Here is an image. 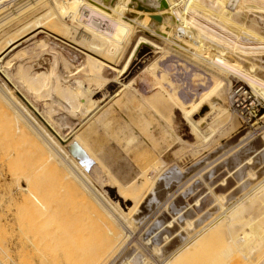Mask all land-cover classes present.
I'll return each instance as SVG.
<instances>
[{
    "label": "bare ground",
    "instance_id": "1",
    "mask_svg": "<svg viewBox=\"0 0 264 264\" xmlns=\"http://www.w3.org/2000/svg\"><path fill=\"white\" fill-rule=\"evenodd\" d=\"M9 1L0 0V101L6 108L0 107L4 114L7 108L12 110L14 135L28 132L40 146L44 157L35 170L61 172L62 181L79 192L74 194L85 211L84 218L80 216L86 218L83 224L78 219L81 226L75 219V229L70 225L75 221L66 217L73 227L67 235L73 240L61 234L59 225L51 224L60 229L53 228L52 233L49 226L54 249L61 242L52 238L53 230L63 240H71H62L61 245L73 242L81 264H264V176L252 170L264 159H254L264 150V131L236 149L237 155L227 162L228 175L229 167L239 171L236 181L247 171L244 185L231 193L229 178L221 174L225 165L194 175L173 168L161 172L162 162L153 160L151 153L172 131L160 111L165 104L180 111L192 135L207 142L212 125L207 120L208 128L201 127L205 117L193 120L194 109L206 103L212 113L225 115L220 101L225 89L234 116L243 115L249 100L259 102L264 92V0H28L7 12ZM202 15L207 20L212 17L214 27L232 31V38L235 32V39L229 41L197 22ZM237 34L250 38L258 48L247 47L251 44L240 42ZM170 59L179 61L192 81L200 77L204 81L195 97L168 84L165 63ZM235 80L246 86L232 83ZM247 80L255 82V90ZM42 96L51 99L42 111L48 123L37 113ZM120 120L127 122L121 131L116 125L120 149L125 154L136 152L143 160L136 173L133 166L110 154L97 132ZM259 121L252 134L263 128L264 121ZM131 159L135 160L133 155ZM27 182L22 176L18 182L24 196L21 213L34 209L38 221L52 213L58 219L56 207L30 191ZM137 228L143 247L131 241ZM33 238L38 241L37 235ZM29 239L25 241L34 249L38 242ZM64 244L56 247L62 259L74 249Z\"/></svg>",
    "mask_w": 264,
    "mask_h": 264
},
{
    "label": "rangeland",
    "instance_id": "2",
    "mask_svg": "<svg viewBox=\"0 0 264 264\" xmlns=\"http://www.w3.org/2000/svg\"><path fill=\"white\" fill-rule=\"evenodd\" d=\"M27 1L28 0H10L9 2L6 3L7 7L9 6V8H8L9 10H7V12H11L14 9L13 5L18 6V5H21ZM181 7L183 9V3L181 4ZM186 10L187 9L183 10V12L185 13ZM187 12H189V11L187 10ZM186 15L190 16L191 14L187 13ZM204 17H205V19H203ZM212 19L213 18L210 17V19L207 20V16L202 15L200 18L197 17L196 20L200 24H203L207 27H210L211 29L216 31V33H220V35L223 34V37H225V38L228 37L227 39L229 41H231L230 38H232L231 37L232 31L230 32V30L228 29L229 30V32H228V31H226L227 28H225V27H224L225 29L223 27L221 28V26H219L218 24L216 26L217 28L214 27L216 25L215 24L216 22L214 19L213 20ZM205 20H207V21H205ZM209 20H211V22L214 21L213 22L214 26ZM218 26L220 28H218ZM222 29L225 30L226 34H224L225 32H223ZM227 33L228 34L230 33L231 36H230V34L228 35ZM256 33L259 34V32H256ZM235 34L236 33L234 32L232 39H235V36H234ZM237 35H238V38L240 39V42L241 41H242V43L246 42L247 45L251 44V46H247V47H252L253 49L258 48L257 45L252 44L254 42H253V40H250V38L245 37L244 35H243V37L240 38V36H242V35H240V34H237ZM245 38H247V39H245ZM243 39H245V40H243ZM249 42H251V43H249ZM253 63L255 64V66L257 68L260 67L259 61H257V59L254 58ZM165 64H168L165 67L170 72V73H166V76H165L166 80H168V81L170 80L169 83L167 82L169 85H171L172 87L174 86L173 88L176 87L175 88L176 90L180 89L181 91H184V93L186 92L187 95L190 92V94L193 97L196 96V92L201 91V89H202L201 85L204 82V81H202L201 77L196 78L195 80L192 81V78L190 76L191 73L189 74V72L185 71L184 68L179 64V61L177 62L175 60L170 59ZM170 64L173 66H171ZM193 70L194 69H192V71ZM171 75H172V77H171ZM188 80L190 82H188ZM197 80L199 82H197ZM171 81L172 82L174 81V82L172 83ZM234 82H239V83L245 85L242 81H239V80H235L232 83H234ZM246 82L251 86V88H252L251 90L256 89L255 88V82H250L248 80ZM188 90H190V91H188ZM226 92L227 91L225 89V92L223 91L221 93V96H220L221 106L223 107V109L227 110L225 115H222V116L217 115L215 112H213L214 113L213 114L207 108L206 103H203L202 105L198 106L196 109H194L192 111L191 117L193 120H198L202 117H205V118H203L205 121L203 120V122L200 124L201 127H203V128L207 127L208 128V126L206 124L208 122H210V124L212 125V128H210L209 131H211V129H212V131L215 130L213 132L211 131L210 136H209V140L207 142H203L201 139L196 138L194 136V134L192 135L190 128H189V124L184 120L180 111H178V112L175 111L174 108L172 107V105H169V104L164 105V107L160 111H161V114H162L164 119L167 117L165 120L170 122V123L168 122V125H169L168 129L169 130L172 129V131L166 133V139H164V141L161 143V146H158L157 148L153 149V150H156V152H158V154L156 152H154L153 150L151 151L152 156H153V160H157L158 162L159 161L162 162V164H160V163L158 164V165H160L161 172L162 171L165 172L168 169L173 168V169H177L179 172H181L183 174L187 173V171H188L194 175V174L200 173V172L203 173L204 171H206L207 169H209L211 167H218L221 165H223V166L225 165V167H224L225 170L222 169L221 174L223 175V177L226 176L225 178H229V180L231 182L228 185V188L230 187L228 192L231 193V192H234L236 190H239L240 186L244 185V183L246 182L245 180H247V177H246L247 171H244L242 174L240 173L239 179L241 181L240 180L236 181L234 179V176H236L237 173L239 174V171H237V168H234L235 166H233L232 168L229 167L228 169H230V170L232 169V170L230 172L231 174L228 175V172H226V170H227L226 168L228 166H226V164L231 158H233L234 156L237 155L238 152H235L236 149L247 144L249 142V140L252 141V139L255 138L254 137L255 135L259 134V132L264 131V124H263V125H261V126H263V128L261 130H259L255 134H252L255 130V127L261 124L259 119H261V121H264V92H262V91L260 92L261 96H259V98L261 100L258 99V101L261 104L259 102H257V100L255 98H253L251 101L249 100L247 103L246 109H248V108L252 109V107H254L255 110H256V108L260 110L257 117L252 118V120L250 122L247 121V118L249 117V114H248L249 111H246V109H244L242 111L243 115H240L238 112L237 113L235 112L236 116H234L233 110L229 109L228 98H227ZM140 95H142V94H140ZM47 99L49 100L50 98L49 97L46 98V96H44V97L42 96V97H40V99H38L39 102L37 103V106L40 108H38L37 113L41 116V118H43V120L47 121V123H48L49 120H47V118H46L48 115L44 114L45 111H43L45 104H48L49 102H51V99L49 102ZM0 102H1L0 105L2 104L1 107L6 108L5 104L3 105L2 101H0ZM251 103L253 104V106H251ZM1 107H0V214H1L0 215V264H39V263L40 264H56V263L57 264H59V263L60 264H66V263L71 264V261H73L74 264H76L75 262L81 264L80 263L81 260L79 258L80 256L78 257L79 261H77L78 260L77 256L80 255L81 253L79 252V250H78L79 253H77V249H75L76 248L75 244H74L75 247L72 246L73 242L70 243L69 245L67 244L68 246H70L68 250L74 248V249H72L73 253L72 252L68 253L69 252L68 251L67 252L68 256L66 253H65L66 256L65 255L63 256V258L64 257L67 258V259L64 258L66 263H64V261H63L64 259H62V257H61L62 251H60V253L58 251H56V247L60 248L64 244L63 243L61 245L63 238L68 236L67 232L70 231L69 228H73V227L69 226L71 220L75 221V219H77V221H78V219H79V221L82 222L81 223L79 221L78 222L75 221V224L72 222L70 224L71 226L77 225V223H79V225L81 226V224H83V221L86 219V218L82 219L83 221L80 219V216H82V214L85 213V211H84V208H82V206L80 205V204H82L81 200L76 198L77 196H75V194H74V192H75L77 195H79V192H77V190L72 191L69 188V186H67L62 181V173L61 172H56L52 168H44V169H41L40 171L35 170V167L38 165V163H40V161L44 157L43 153H41L40 146L37 144V142L33 138L26 135L28 132H26L25 136H22V137L19 135H18L19 137H17V135H14L15 133H12V131L15 132L14 127H16V126H14V125H16V123H14V121H15L14 120V114H13L12 110L8 109V108L5 110L6 113L4 114V111L2 110ZM187 107H188V105H187ZM7 111H10V112L8 113ZM209 111L211 114L208 113ZM11 113L13 115H11ZM6 114H8V115H6ZM5 115L6 116L10 115V116L9 117H3ZM117 115H118V112H117ZM206 115H207V117H206ZM12 116H13V118H11ZM208 117H209V119H208ZM210 117H212V118H210ZM207 120H209V121L207 122ZM120 121L122 123V120H120ZM120 121L115 122V124H113L115 126H111L110 128H105L106 131L105 130H98L97 132H99V134L101 136L100 140L106 146V148L110 152V154H112L115 158H118V159L121 158L120 160H122V163L124 162V164L127 163V165H131V167L133 166L132 171H135V173H136L138 171V168H140L142 166L141 164L143 163V160L141 159L142 157H140V155L136 154V152L134 154L133 153H131V154L126 153L125 154L123 149H120V147H119L120 144L117 143V137L119 135V132H118L119 130L117 128L119 127L120 131H121L123 129L124 125L127 124V122L123 121V123H125V124L122 123L123 126H121L122 124L120 123ZM117 123H118V125H117ZM128 125H130V124L128 123ZM132 126L134 127V125H132ZM57 128L59 130H61L58 126H57ZM111 128L112 129L114 128L113 131ZM107 129H109V130H107ZM106 132H110V133H106ZM116 132H118V133H116ZM111 133H113V134H111ZM11 134H13V135H11ZM13 136H16V137L14 138ZM245 138H247V139L245 140ZM88 140H89V143H91V141H90L91 139H88ZM5 152H7V153H5ZM257 153L258 154H256L254 159L260 160L264 156V150L262 152L258 151ZM4 154H5V156H4ZM132 155L134 156L135 160L131 159ZM136 158L138 160H136ZM156 158H158L159 160ZM252 162H254V161H252ZM258 162L259 163L257 164V166L261 165L262 168H260V166L257 167L254 165L252 170L254 173H256V175H259L263 172L262 176H264V163H263L264 159L261 161H258ZM161 168H163V169H161ZM254 168H255V170H254ZM226 173H227V175H226ZM21 176L28 179V182L25 185L28 186L30 191H32L34 194L42 197L44 200H46L50 204L52 203V205L56 207V209H55V207H54V209L57 210L58 214H55V211H54V215H58V216H55V217H58V219L52 218L53 217V215H52L53 213H52L51 214L52 217L50 215L46 218H43L44 219L43 222H46V224H47V226L43 227L41 225H44L45 223L43 224L42 220H40V218H39V221L42 222V224L40 225V222L37 219L39 216L35 217L36 216L34 214L35 210L31 207H30V209H33V212H32V210L29 209L31 212L28 211V213H29L28 214L24 210L23 212H25V213L23 216V212L21 213V209H22L21 208V202L23 201L24 196L21 194L22 193L21 190L18 189V184H19L18 182H20ZM237 183H239V184H237ZM238 187H239V189H238ZM96 189L98 191H100V192H98L99 198L103 199L102 198L103 194H101L102 189L99 187H97ZM99 194H101V195H99ZM19 207H20V209H19ZM79 207H80V209H79ZM67 208H69V209H67ZM9 209H10V211H9ZM65 210H66V213H65ZM71 210H73L74 212ZM75 210H77V211H75ZM78 210H79V212H78ZM68 211H69L70 216L68 215ZM17 212H18V214H17ZM20 213H21V215H20ZM71 213H72V215H71ZM75 214H76V217L74 218L73 216H75ZM22 216L24 218H26V221H25V219L23 221L21 220ZM84 216H86V215L84 214ZM28 217H29V219H27ZM50 217L53 220L51 219L50 221H48ZM66 217L67 218L70 217L71 220L67 219ZM59 218H60V220H59ZM27 220H28V222H27ZM69 220H70V222H69ZM51 224H53V226L55 224L57 226L59 225L58 227L61 229V231H63V232H61V234L63 233L65 235V237H63L61 235V237H62L61 238L60 233H58L60 231V229L53 227L54 230H56V231L59 230V231L57 232L58 234H56L55 233L56 231L53 230L52 238H56L57 242L59 240L61 242L60 244L58 242L60 247L56 246L55 249H54L55 245L53 246V244L55 243L56 240L54 241L53 239H50L48 236L49 235L48 234L49 233V231H48L49 226H50V232L53 229V228H51ZM60 224H61V227H60ZM56 225H55V227H56ZM67 225H68V227H67ZM22 228L25 229L24 230L25 233H24ZM75 228H77V226H74L73 229H75ZM131 228H132V226H131ZM34 229L35 230L39 229V231L37 230L38 233H36V234L32 233V232H36ZM139 229L140 228H137L134 231L135 234H134V232H132L131 241H132L133 245L138 243L139 246L143 247L142 246L143 241L139 237L140 235H138ZM45 230L47 232H45ZM67 230H69V231H67ZM71 231H72V229H71ZM21 232L24 233V235ZM42 232H43V235H42ZM51 233H50V237H51ZM28 234H30V235H28ZM54 234H56L57 237H54L55 236ZM36 235H37L38 241L35 242V238H33V239H31V238L36 236ZM70 235L71 234H69V236L67 238L71 237ZM26 237H29L30 241L34 240L35 243L38 242V244H35L37 247L36 250H35L36 247L34 249H32L33 246L31 244H33V243H31V242L27 243V241H25ZM21 239H23V240H21ZM66 239H64V240H66ZM41 240H42V242H40ZM52 240L54 242H52ZM64 240H63V242H64ZM72 240H73V238H72ZM24 241L28 245L23 243ZM66 241H65V243H67L68 241L70 242L71 240H68L67 242ZM45 242L48 246L45 244ZM134 242H137V243H134ZM39 243L43 247H41ZM42 243H43V245H42ZM49 243H52V244H49ZM23 244H25V246L27 248ZM38 245H39V247H38ZM64 245H66V244H64ZM67 245H66V248L68 247ZM138 245H136V246H138ZM22 247L24 248L25 251L23 250ZM21 248H22L23 252H20ZM49 248H50V251L48 252ZM30 249L34 250L35 253L33 254L34 251L31 252ZM39 249H41L40 250L41 252L39 251ZM52 249L54 250V252ZM27 250L29 253L27 252ZM73 250H75L76 252ZM37 251H39V254L37 253ZM65 251H67V250H65ZM55 252H57L59 254H57ZM24 253H25L26 257L23 256ZM26 253H28V256L26 255ZM52 253L55 254V256L56 255L57 256L55 257V256L51 255ZM74 253H77V254L75 255ZM71 255H72V257H71ZM69 256L71 257V259H69ZM52 257L56 258L57 260L52 258ZM57 257L61 258L60 260H62V261L59 262ZM73 257L76 259V261ZM27 258H29L30 260ZM40 259H42V260L40 261ZM53 260L54 261L56 260V263H54ZM52 261H53V263H52Z\"/></svg>",
    "mask_w": 264,
    "mask_h": 264
},
{
    "label": "built area",
    "instance_id": "3",
    "mask_svg": "<svg viewBox=\"0 0 264 264\" xmlns=\"http://www.w3.org/2000/svg\"><path fill=\"white\" fill-rule=\"evenodd\" d=\"M248 91V90H247ZM259 109L256 108V110L254 109V107H252V109H250V111L248 112L249 117L247 118V121H251L252 118L257 117L258 113H259ZM252 113V114H251Z\"/></svg>",
    "mask_w": 264,
    "mask_h": 264
}]
</instances>
